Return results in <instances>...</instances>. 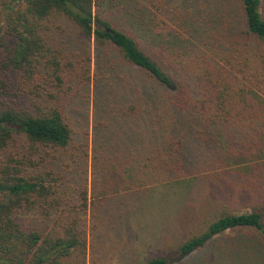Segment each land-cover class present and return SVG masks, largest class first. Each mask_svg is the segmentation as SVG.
<instances>
[{
	"label": "trees",
	"instance_id": "trees-1",
	"mask_svg": "<svg viewBox=\"0 0 264 264\" xmlns=\"http://www.w3.org/2000/svg\"><path fill=\"white\" fill-rule=\"evenodd\" d=\"M13 2L22 7L6 18V34L13 44H3L5 55L0 58V264H86L87 234L81 215L92 204L89 191L82 195L80 210L71 208L64 198L63 177L53 164L57 153L73 142L63 97L72 90L82 95L83 88L98 95V87L108 79L106 66L135 72L136 76L121 73L117 81L126 85L137 78L129 87L139 89V94L151 84L173 100L169 108L163 100L118 106L126 116L139 114L143 120V115H153L145 127L167 134L156 145L147 143L150 136L146 141L142 133L141 144L151 147L137 159L146 177H138L136 185L164 179L185 183L191 178L193 187V179L203 172L235 175L241 179L240 185L236 183L241 187L238 194L245 193L241 201L249 202L244 211L233 212L230 198H217L222 211L201 234L145 264H176L240 229L264 240V100L244 84L264 77V0H149L147 41L118 29L97 10L96 0ZM64 20L78 38L92 42L113 64L102 63L103 70L92 73L91 62L80 71V65L65 61L63 52L53 54L45 33L53 27L63 30ZM180 43L193 54L187 45L173 46ZM113 51L122 59L113 60ZM170 108L174 111L169 122ZM185 115L184 123L198 127L211 154L208 158L200 149V156L191 159L178 127L170 130L171 124L183 123ZM232 139L236 143L228 145ZM134 161L136 157L128 153L124 161L128 170L135 169ZM118 179L120 188L127 178L120 174ZM115 188L101 193L107 197ZM32 210L44 226L26 225L23 216Z\"/></svg>",
	"mask_w": 264,
	"mask_h": 264
},
{
	"label": "rangeland",
	"instance_id": "rangeland-1",
	"mask_svg": "<svg viewBox=\"0 0 264 264\" xmlns=\"http://www.w3.org/2000/svg\"><path fill=\"white\" fill-rule=\"evenodd\" d=\"M177 1L182 3L185 0ZM96 3L97 10L118 29L132 31L147 41L144 33L149 29L152 15L149 0H96ZM13 6H16L14 10ZM21 7L14 4L13 0H0V58L5 55L3 44H13V40L6 34V18ZM61 24L64 25L63 30L53 27L45 33L53 54L63 52L67 59L65 61L73 62L77 67L80 65V71L88 65L87 62H91L92 73L103 70L102 63L113 64L110 56L101 50L97 51L92 42L78 38L76 31L65 20ZM186 45L180 43L173 46L183 49ZM193 45L199 47L200 43L195 42ZM187 47L188 53L193 54L190 47ZM199 48L202 49L201 46ZM103 57H106L104 62ZM112 58L115 61L122 59L114 51ZM105 69L108 79H104L105 82L98 87V95L96 93L93 97L91 89L83 88L82 95L72 90L70 95L63 97V106L73 128V142L68 150L57 153L59 159L53 166L63 177L64 198L71 208L78 207L75 210H80L82 195L89 191L92 204L89 203L87 213L81 215V224L87 234L86 264H145L148 259L164 256L166 250L201 234L222 211L217 198H230L233 212L244 211V206L249 205V202L241 201L245 200V193L239 195L241 187L236 186L241 179L235 175L216 177L211 172H203L196 176L197 179H193L196 181L193 187L191 178L185 183L164 179L145 180L144 185H136L138 177H146L142 175L137 159L143 149L151 147L149 144H141L142 135L146 141L149 135L148 140L151 141L147 143L157 145L163 143L160 136L166 133L157 128L145 127L148 117L153 115L145 114L143 120L139 114L126 116L122 112L124 109L118 106L121 103L140 105L142 102L163 100L167 104L164 107L169 108L173 100L164 90L151 84L143 94H139V89H130L129 83H135L137 78L127 81L126 85L119 83L117 78L121 73L136 76L129 67L112 70L106 66ZM244 84L253 87L255 94L264 100V77L254 83L245 81ZM169 111L170 116H165L170 122L174 109L170 108ZM187 118L188 115H185L181 119L183 123L178 121L171 124L170 130L174 126L178 127L177 133L188 142L191 159L200 156V149L208 158L211 154L205 142L199 138L198 127L184 123ZM231 141L228 145L236 143V140ZM128 153L133 159L136 157L135 169L130 166L128 170L127 163L124 164ZM120 174L127 178L126 183L121 185L125 186L124 189L121 186L118 188ZM113 187H116L115 194L107 197L102 195V189L111 192ZM23 218L30 228L44 226L43 219L34 210L28 211ZM242 263L264 264V240L247 229L227 232L206 248L176 264Z\"/></svg>",
	"mask_w": 264,
	"mask_h": 264
}]
</instances>
